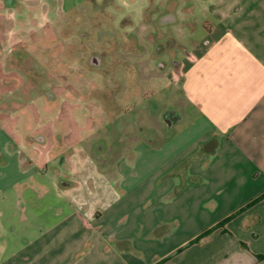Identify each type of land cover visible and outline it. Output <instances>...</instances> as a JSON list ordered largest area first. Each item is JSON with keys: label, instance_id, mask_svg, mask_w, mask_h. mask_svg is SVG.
Instances as JSON below:
<instances>
[{"label": "crops", "instance_id": "0c3cea01", "mask_svg": "<svg viewBox=\"0 0 264 264\" xmlns=\"http://www.w3.org/2000/svg\"><path fill=\"white\" fill-rule=\"evenodd\" d=\"M198 1L203 43L179 66L196 117L173 131L174 111L165 139L110 136L108 151L88 137L102 125L76 122L72 105L30 122L13 35L0 74V264H264V198L188 244L264 191V0Z\"/></svg>", "mask_w": 264, "mask_h": 264}, {"label": "rangeland", "instance_id": "374dc122", "mask_svg": "<svg viewBox=\"0 0 264 264\" xmlns=\"http://www.w3.org/2000/svg\"><path fill=\"white\" fill-rule=\"evenodd\" d=\"M148 1L116 0V5L107 7L104 13L89 14L88 4L76 0H0V74L13 35L23 37L18 42L22 46H15L10 58L22 56L25 50L26 58L16 59L14 65H24V71L29 72L26 74L29 84L26 83L23 94L35 99L29 109L31 123L48 117L45 113L39 115L38 109L56 113L55 109L72 105V118L76 122L77 118L84 122L88 116H94L102 125L98 131H89L88 137L107 150L112 145L110 136L148 139L156 134L160 140L165 139L170 134L165 115L172 120L174 111L182 119L174 124L173 131L182 129L196 117L197 109L183 97L180 69H174L171 63L179 60L180 66L182 59L188 64L186 53L203 43L205 23L199 1L152 0L155 8L144 12L145 15ZM189 6L192 12L183 15L189 12ZM77 8L79 18L75 16ZM167 9L178 12L176 23H164L161 16ZM125 12H130L133 22L122 26ZM108 22L111 37L94 40L91 25L99 24L103 29ZM21 27L23 36L15 31ZM79 32L89 33L90 38L83 42ZM168 37H173L174 43L166 42ZM157 43L165 48L161 54L152 55ZM91 52L103 53L113 91L107 90L110 84L104 71L81 64ZM158 60L165 61L168 69L160 70ZM58 122L51 119L56 127ZM52 124L42 128L47 138L55 137L50 132Z\"/></svg>", "mask_w": 264, "mask_h": 264}, {"label": "flooded vegetation", "instance_id": "af4514ba", "mask_svg": "<svg viewBox=\"0 0 264 264\" xmlns=\"http://www.w3.org/2000/svg\"><path fill=\"white\" fill-rule=\"evenodd\" d=\"M150 1H152V0H149L148 1L149 4L144 7L145 11H143V14H145V15H146V13H144V12H147V11L151 12V10H154V8H155L154 5H151ZM79 2H82V3L85 2L88 4V13L89 14L104 13L106 11L107 7H111V6L116 5V0H76V3H79ZM144 8H143V10H144ZM78 9L79 8H77L75 10L76 11V13H75L76 17H78V15H80ZM172 12H173V10L167 9V11L165 13H163V15L161 16L163 21H169V20L173 19ZM128 22L131 23L133 21L130 19V12H125V14L121 20V25L124 26ZM91 27H92L93 35L95 37L94 40L101 41L103 37H106V36L111 37L109 35L111 32V25L109 22L106 24V27L103 29L100 27L99 24H92ZM79 33L81 36V40L83 42L87 41L90 38L89 33H86V32H79ZM166 40H167L166 42L171 40V41H173V43L175 41L173 37H171V38L168 37ZM164 48L165 47L163 44L157 43L151 53H152V55H155V54L159 55V54H161V52H163ZM156 57L158 58V56H156ZM99 60H100L99 64L92 63L94 61H99ZM80 62L82 65H85L92 70L93 69H100V70L104 71V78H105V80H107L106 82L108 84H110V86L107 88V90H109V91L114 90V84L111 82V75L108 71V66L106 65V63L104 61V56H103L102 52H91ZM171 65L173 66L174 69H178L179 60H177L176 62H173V64L171 63ZM157 66L160 70H167L168 69L167 63L163 60H161V61L158 60ZM165 116H166L165 119H168L167 114Z\"/></svg>", "mask_w": 264, "mask_h": 264}, {"label": "trees", "instance_id": "16d2710c", "mask_svg": "<svg viewBox=\"0 0 264 264\" xmlns=\"http://www.w3.org/2000/svg\"><path fill=\"white\" fill-rule=\"evenodd\" d=\"M264 198V191L262 193H260L258 196L254 197L253 199L249 200L248 202H246L245 204H243L242 206L238 207L237 209H235L234 211H232L230 214L226 215L224 218H222L221 220H219L217 223H215L213 226H211L210 228L206 229L205 231H203L200 235H198L196 238H193L192 240H190L188 242V244H192V243H196L199 242L202 238L208 236L214 229L222 227L224 229L225 224L232 219L233 217H235L236 215H238L239 213H241L242 211L246 210L247 208H249L251 205H253L254 203L258 202L259 200Z\"/></svg>", "mask_w": 264, "mask_h": 264}, {"label": "water", "instance_id": "95a60500", "mask_svg": "<svg viewBox=\"0 0 264 264\" xmlns=\"http://www.w3.org/2000/svg\"><path fill=\"white\" fill-rule=\"evenodd\" d=\"M92 63L99 64L100 63V60L99 61H94ZM165 121H166L167 125H170L171 124V120L165 119ZM36 139H39V138H36Z\"/></svg>", "mask_w": 264, "mask_h": 264}]
</instances>
